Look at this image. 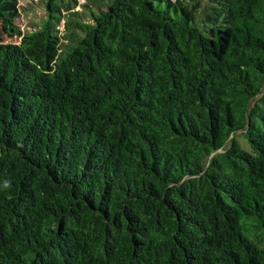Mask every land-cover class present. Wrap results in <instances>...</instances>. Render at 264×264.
I'll list each match as a JSON object with an SVG mask.
<instances>
[{"label": "trees", "instance_id": "16d2710c", "mask_svg": "<svg viewBox=\"0 0 264 264\" xmlns=\"http://www.w3.org/2000/svg\"><path fill=\"white\" fill-rule=\"evenodd\" d=\"M79 1L0 0V264H264V0Z\"/></svg>", "mask_w": 264, "mask_h": 264}, {"label": "rangeland", "instance_id": "374dc122", "mask_svg": "<svg viewBox=\"0 0 264 264\" xmlns=\"http://www.w3.org/2000/svg\"><path fill=\"white\" fill-rule=\"evenodd\" d=\"M49 2L50 0H19L21 16L17 20V24L24 30H28L36 25H41L48 17L47 5ZM83 2L84 0L79 1L80 4ZM73 11L81 12L83 10L81 6H75ZM60 28H63V24H61ZM5 38L6 42L18 43L20 41L18 37L10 39L6 36ZM240 141L243 147L248 150L249 148L245 141L242 139Z\"/></svg>", "mask_w": 264, "mask_h": 264}]
</instances>
